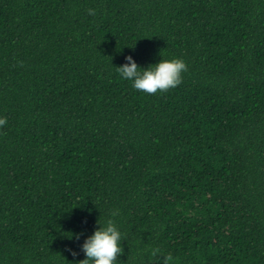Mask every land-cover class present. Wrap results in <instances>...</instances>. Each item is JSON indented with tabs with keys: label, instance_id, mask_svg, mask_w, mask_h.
I'll use <instances>...</instances> for the list:
<instances>
[{
	"label": "trees",
	"instance_id": "16d2710c",
	"mask_svg": "<svg viewBox=\"0 0 264 264\" xmlns=\"http://www.w3.org/2000/svg\"><path fill=\"white\" fill-rule=\"evenodd\" d=\"M0 116V264H78L115 209L116 264H264V0H0Z\"/></svg>",
	"mask_w": 264,
	"mask_h": 264
},
{
	"label": "clouds",
	"instance_id": "9594fccd",
	"mask_svg": "<svg viewBox=\"0 0 264 264\" xmlns=\"http://www.w3.org/2000/svg\"><path fill=\"white\" fill-rule=\"evenodd\" d=\"M89 15H95L94 9H89ZM125 63L116 67L122 79L130 81L132 87L147 94L163 92L175 88L182 83V74L187 71L183 59H160L157 63L141 68L134 58L125 57ZM8 123L7 118L0 116V128ZM119 209L110 213L112 218L107 219L103 225L97 224L91 235L84 238L80 251L84 258L78 264H116L118 257L123 253V234L115 222ZM97 223V222H96ZM79 239V235L76 236ZM73 256L75 251L69 249ZM150 255L158 264H172L173 257L165 254L160 248H152Z\"/></svg>",
	"mask_w": 264,
	"mask_h": 264
}]
</instances>
